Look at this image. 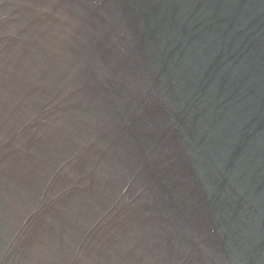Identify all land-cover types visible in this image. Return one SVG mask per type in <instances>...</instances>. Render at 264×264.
<instances>
[{
  "label": "water",
  "instance_id": "1",
  "mask_svg": "<svg viewBox=\"0 0 264 264\" xmlns=\"http://www.w3.org/2000/svg\"><path fill=\"white\" fill-rule=\"evenodd\" d=\"M0 264H264V0H0Z\"/></svg>",
  "mask_w": 264,
  "mask_h": 264
}]
</instances>
